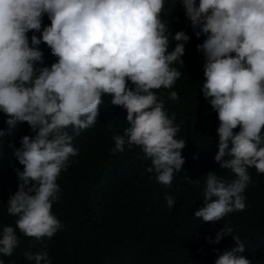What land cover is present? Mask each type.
Here are the masks:
<instances>
[{"label":"clouds","instance_id":"clouds-1","mask_svg":"<svg viewBox=\"0 0 264 264\" xmlns=\"http://www.w3.org/2000/svg\"><path fill=\"white\" fill-rule=\"evenodd\" d=\"M181 5L196 37L206 35L197 49L205 61L203 96L220 122L214 160L235 174L229 183L208 172L203 206L194 215L215 223L245 209L248 169L264 173V0H0V113L8 117L0 137L24 122L35 133L23 136L14 149L24 168L16 169L18 190L9 197L7 212L19 218L15 227L3 228L0 254H13L17 228L37 240L63 228L51 211L59 198L56 181L79 152L65 129L72 126L78 135L101 120L104 109H126L130 126L113 136L110 151L123 152L126 143L139 148L142 172L155 173L146 177L149 182L170 186L185 166L186 141L176 139L175 117L169 118L153 91L172 88L181 75L175 62L184 64L190 37L183 30L173 35L160 18L164 9L181 16ZM45 14L51 23L42 29ZM29 31L41 33L32 35L31 46ZM170 38L175 41L171 52ZM42 42L58 58L50 68L36 67L43 64L37 47ZM170 99H179L178 93L172 91ZM164 199L171 209L175 199ZM232 231L225 222L215 241L209 240L219 243L231 235L236 241L215 264H252L237 255L245 247ZM25 256L35 264H52L46 246Z\"/></svg>","mask_w":264,"mask_h":264},{"label":"trees","instance_id":"trees-1","mask_svg":"<svg viewBox=\"0 0 264 264\" xmlns=\"http://www.w3.org/2000/svg\"><path fill=\"white\" fill-rule=\"evenodd\" d=\"M180 15L164 9L160 18L173 35L183 30L190 37L181 57L184 64L175 62L181 75L172 88L153 91L163 100L169 118L175 117L174 125L180 129L176 139L186 141L185 166L166 186L147 180L155 173L142 172L145 160L139 148L126 143L123 152L112 153L113 136L123 135L130 126L127 111L121 106L111 111L104 109L101 120L78 135L69 126L65 131L73 135L72 146L79 152L70 157V166L57 178L59 198L53 201L51 210L63 228L52 238L41 240L28 237L17 228L19 244L11 256L0 254L3 264H35L26 258L25 252L36 254L45 246L52 264H215L220 254L237 246L231 235L224 236L219 243L209 242L215 241L225 222L233 229L231 234L244 244L245 251L237 255L252 264H264V173H258L254 167L248 169L251 183L243 193L244 210L231 212L215 223L203 222L194 215L203 206L205 175L215 172L230 183L235 174L231 169H221L214 160L220 122L203 96L205 61L197 49L206 35L196 37L182 5ZM50 23L45 14L42 29ZM178 24L182 25L176 28ZM34 34L41 36L40 32L29 31L30 46ZM174 46L175 41L170 38L168 51H173ZM37 47L43 53V64L37 63L36 67L50 68L58 58L45 43ZM172 91L178 93L179 99H170ZM7 119L1 112L0 129L8 128ZM233 131L238 132L239 127ZM25 135H35L27 122L18 124L10 135L0 137V238L3 228L15 227L19 218L8 214L7 204L18 190L16 169L24 168L14 149L21 147L20 140ZM165 195L175 199L171 209Z\"/></svg>","mask_w":264,"mask_h":264}]
</instances>
